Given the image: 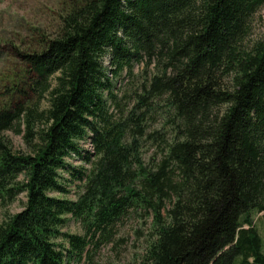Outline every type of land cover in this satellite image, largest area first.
I'll return each mask as SVG.
<instances>
[{
  "label": "trees",
  "instance_id": "1",
  "mask_svg": "<svg viewBox=\"0 0 264 264\" xmlns=\"http://www.w3.org/2000/svg\"><path fill=\"white\" fill-rule=\"evenodd\" d=\"M263 4H61L51 34L15 54L45 105L24 94L0 106V208L25 198L0 220V264L87 262L129 214L154 226L131 264H264L252 219L264 225V37L247 39ZM138 63L140 79L117 91L113 79L137 77ZM155 114L161 127L149 129ZM20 126L26 152L2 135ZM67 215L80 234L61 230Z\"/></svg>",
  "mask_w": 264,
  "mask_h": 264
},
{
  "label": "rangeland",
  "instance_id": "2",
  "mask_svg": "<svg viewBox=\"0 0 264 264\" xmlns=\"http://www.w3.org/2000/svg\"><path fill=\"white\" fill-rule=\"evenodd\" d=\"M67 0H0V106L11 102H25L30 100L43 107L45 99L36 98L29 90L30 74L26 73L27 67L15 54L17 52H28L38 48L41 39L47 37L54 29L57 14L61 11V4ZM264 37V4L254 13L250 29L247 35L248 40ZM103 65H108V59L103 58ZM150 68V67H148ZM141 63L133 65V73L137 77L126 78L122 71L114 80V87L117 91H124L130 83L140 79L139 70ZM109 76V73H107ZM27 96L24 100L23 95ZM130 106V105H129ZM148 128H159L162 124L161 116L155 114L149 119ZM8 140L11 150L14 152H26L27 145L22 138V126L20 131L6 130L2 133ZM85 144L83 143V146ZM86 146V145H85ZM141 150V158L147 163L153 155L154 147L144 143ZM72 165L82 163L70 158ZM65 176V174L63 173ZM75 183L67 184L68 192L63 195L66 198H75L77 188ZM52 195H58L51 192ZM62 196V195H61ZM25 202L23 194H19L5 208H0V220L7 214H14L19 211ZM67 220L61 227L62 231L70 233H81V227L77 221L66 216ZM253 223L256 227L263 251H264V225L258 215L253 216ZM154 238V226L150 216L140 217L129 214L123 217L115 226L113 239L109 243H102L91 252L88 263L78 264H131L141 260L146 246Z\"/></svg>",
  "mask_w": 264,
  "mask_h": 264
}]
</instances>
